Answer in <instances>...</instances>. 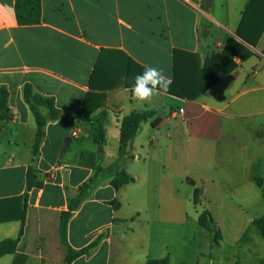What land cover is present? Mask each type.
I'll list each match as a JSON object with an SVG mask.
<instances>
[{"label": "crops", "instance_id": "obj_1", "mask_svg": "<svg viewBox=\"0 0 264 264\" xmlns=\"http://www.w3.org/2000/svg\"><path fill=\"white\" fill-rule=\"evenodd\" d=\"M15 4L0 0V87L9 92L13 115L0 127V219L20 215L18 203L5 199L25 194L29 166L42 186L29 191L23 234L15 253L0 255V264H65L61 214L83 183L118 158L111 164L101 159L110 139L120 143L121 121L133 111L153 110L155 115L141 124L130 157L119 164L120 171L135 179L119 191L138 181L161 186L174 179L193 190L200 185L203 195L218 189L242 211L264 202V0H213L210 6L204 0H41V22L35 25L17 22ZM241 24V32L255 45L238 35ZM229 38L245 45L251 56L245 61L235 57L237 67L195 100L156 91L139 101L125 85L128 71L149 65L163 69L170 81L174 50L197 54L203 61L221 52ZM97 63L93 80L100 88L93 89ZM27 84L53 99L59 111V118L51 120L49 109H40L47 124L36 158L37 124L24 97ZM101 120L103 145L95 141V124ZM142 133L145 139L138 142ZM192 160L197 162L196 180L190 177ZM134 164L140 171L132 169ZM114 177L97 182L69 220L67 239L76 250L99 240L110 226L97 246L72 264H95L103 243L108 245L106 263L122 262L112 255L111 227L123 220L97 223L92 231L100 235L87 245L78 241L86 237L84 227L74 228L86 204L92 202L88 223L102 204L117 200L95 199L101 188H113ZM208 198L211 206L215 198ZM134 212L132 222L141 215L136 208ZM20 227L19 220L0 222V242L16 238Z\"/></svg>", "mask_w": 264, "mask_h": 264}, {"label": "rangeland", "instance_id": "obj_2", "mask_svg": "<svg viewBox=\"0 0 264 264\" xmlns=\"http://www.w3.org/2000/svg\"><path fill=\"white\" fill-rule=\"evenodd\" d=\"M112 132L115 129H110ZM146 134H140L138 142L145 139ZM139 144V143H138ZM118 139H110L106 151L102 154V162L113 163L118 157ZM196 161L189 163L191 178L198 177ZM140 171L139 164L132 168ZM121 171H124L123 168ZM174 179L166 180L161 186L146 185L137 182L115 190L110 186L97 191L95 199H117L121 206L117 209L112 205H101L98 216L87 223L86 212L88 204L83 208L80 218L74 224L84 227L86 237L79 238L81 244L87 245L94 241L100 233L92 229L100 223L110 224L112 219H120L111 227L112 255L121 259V264H139L147 257L161 258L169 256L170 264H260L264 259V239L252 220L264 214V202L256 207L235 208L226 201L224 193L211 189L200 196L194 204V190L185 182L181 185ZM190 184L191 180L188 181ZM200 187V185H195ZM214 197L210 204L205 199ZM211 200V198H208ZM135 208L141 215L131 221ZM204 209H209L222 231L223 239L218 246L211 247L212 235L198 224V216ZM253 219V220H254ZM110 229V226L106 227ZM102 231L100 239L106 236ZM98 240V243L100 241ZM128 253L124 254V250ZM108 245L98 246L95 264H107ZM94 264V263H92Z\"/></svg>", "mask_w": 264, "mask_h": 264}, {"label": "trees", "instance_id": "obj_3", "mask_svg": "<svg viewBox=\"0 0 264 264\" xmlns=\"http://www.w3.org/2000/svg\"><path fill=\"white\" fill-rule=\"evenodd\" d=\"M15 12L17 22L20 25H35L41 22V0H16ZM244 21V19H243ZM242 21V23H243ZM264 26V25H263ZM242 24L238 30V35L247 42L255 45V41L247 38L241 32ZM101 51L99 59H102ZM181 54V56H179ZM252 52L246 48L234 38H229L224 49L210 57H206L203 61L197 54L187 53L179 50H174L173 57V79L169 81L168 87L162 90L165 93L174 95L179 98H185L189 100L197 99L201 94L212 88L218 81L230 74L236 67L237 62L234 60L238 57L241 61H245L251 56ZM100 61V60H99ZM98 61V63H99ZM98 63L91 76V88L94 87V77L97 74ZM100 65V63H99ZM133 72L128 71L125 80V85L131 87L135 81V77L140 74L144 69ZM24 97L29 104L30 109L35 117L37 124V132L35 141L33 144V155L36 158L39 155V149L44 138V128L47 124L46 118L41 113V108L46 107L50 111V119L56 120L59 118V111L55 106L53 99H47L42 95H39L33 91L30 84H27L24 88ZM9 92L6 88L0 87V127L3 121H9L13 118L11 110L8 104ZM85 107L81 110V116L85 113ZM103 116L106 114L102 113ZM155 115L153 110L133 111L129 115L125 116L120 124V143L118 158L113 164L108 167H100L96 173L79 188L77 197L70 203L68 209L61 214L60 221V236L63 245L66 248L65 264H72L77 258L86 255L91 249L97 246L98 240H95L90 245L81 249L72 248L67 239L68 224L73 213L77 207L85 200L87 195L91 192L95 184L105 178L115 174L114 179L111 181V185L115 190H119L125 184H129L135 181V179L129 175L126 171L119 170V164L125 156H129V150L131 142L135 138L138 130L143 122H146ZM159 120L153 123V126L158 124ZM95 130L97 136L95 138L96 143L103 145L105 142V128L102 124V120L95 124ZM130 157V156H129ZM26 192L20 197H14L5 199L6 201L18 203L17 207L20 208V215L18 217H8L0 219V222H7L12 220H19L21 223L20 230L16 238H9L0 242V255L13 254L16 251L17 243L23 234V226L25 222L26 209L28 204L29 191L33 188L41 187L42 183L37 180V173L34 167L31 165L27 168L26 176ZM193 185H195L192 182ZM264 193V189H263ZM203 194L201 187H195L193 193L194 204L199 202L200 196ZM109 204H113L114 207H119L120 204L117 200L111 201ZM253 225L256 226L264 239V214L253 220ZM198 224L212 235L211 247L218 246L223 239V234L215 221L211 211L204 209L198 216ZM143 264H170L169 256L161 258L148 257ZM260 264H264V259Z\"/></svg>", "mask_w": 264, "mask_h": 264}, {"label": "clouds", "instance_id": "obj_4", "mask_svg": "<svg viewBox=\"0 0 264 264\" xmlns=\"http://www.w3.org/2000/svg\"><path fill=\"white\" fill-rule=\"evenodd\" d=\"M168 83L169 78L163 69L149 65L135 77L131 91L139 101H146L154 92L167 89Z\"/></svg>", "mask_w": 264, "mask_h": 264}, {"label": "water", "instance_id": "obj_5", "mask_svg": "<svg viewBox=\"0 0 264 264\" xmlns=\"http://www.w3.org/2000/svg\"><path fill=\"white\" fill-rule=\"evenodd\" d=\"M213 0H204L205 6H210Z\"/></svg>", "mask_w": 264, "mask_h": 264}, {"label": "built area", "instance_id": "obj_6", "mask_svg": "<svg viewBox=\"0 0 264 264\" xmlns=\"http://www.w3.org/2000/svg\"><path fill=\"white\" fill-rule=\"evenodd\" d=\"M180 112H182V110ZM173 114H174V116H178L177 112H173Z\"/></svg>", "mask_w": 264, "mask_h": 264}]
</instances>
